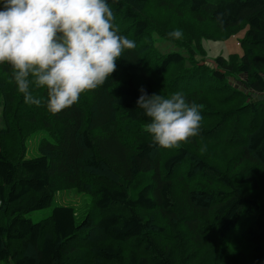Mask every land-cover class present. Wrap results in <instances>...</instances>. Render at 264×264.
<instances>
[{"label": "trees", "instance_id": "16d2710c", "mask_svg": "<svg viewBox=\"0 0 264 264\" xmlns=\"http://www.w3.org/2000/svg\"><path fill=\"white\" fill-rule=\"evenodd\" d=\"M162 1L218 33L174 40L170 22L150 24L154 0H106L118 34L132 33L136 47L122 53L104 85L60 113L48 111L47 89L34 83L29 90L42 103L26 104L11 66L0 64V263L122 264L114 245L131 243L138 255L129 264H199L192 245L227 250L239 235L250 246L247 254L238 250L242 261L264 264V101L241 100L264 95V0ZM244 25L241 57H219L215 67L197 60L204 39L226 40ZM155 36L186 54L161 53ZM241 76L245 91L230 82ZM141 87L149 95L181 92L200 106L206 125L217 122L226 135L213 129L160 148L145 131L148 118L137 115ZM34 134L41 136L39 155L27 158ZM58 183L94 197L99 216L78 222L72 207L58 206L34 221V213L51 207ZM245 184L262 195L248 194ZM151 212L157 221L143 216Z\"/></svg>", "mask_w": 264, "mask_h": 264}, {"label": "clouds", "instance_id": "9594fccd", "mask_svg": "<svg viewBox=\"0 0 264 264\" xmlns=\"http://www.w3.org/2000/svg\"><path fill=\"white\" fill-rule=\"evenodd\" d=\"M106 0H2L0 64L12 68V79L26 104L42 101L30 83L47 89V109L57 114L78 102L82 93L105 84L116 61L134 41L119 35ZM168 36L179 40L180 29ZM32 77V81L29 77ZM137 115L147 117L154 144L171 149L199 134L201 114L181 92L149 95L140 88Z\"/></svg>", "mask_w": 264, "mask_h": 264}, {"label": "rangeland", "instance_id": "374dc122", "mask_svg": "<svg viewBox=\"0 0 264 264\" xmlns=\"http://www.w3.org/2000/svg\"><path fill=\"white\" fill-rule=\"evenodd\" d=\"M2 2V0H0ZM155 4V10H154V16H150V18L153 20L151 25L155 26L157 24H168L167 22H170V27L172 30L180 29L183 32L182 39L189 40L193 37H203L207 35H214L215 33H218L214 29V27L211 26V24L208 21H205L203 25H197V23L194 22V20L188 16L187 14H182L177 12L173 8L167 7V4H164L162 0H154ZM164 4V5H162ZM179 9V8H178ZM180 10V9H179ZM174 19V21H173ZM181 19V20H179ZM151 30H153V27H151ZM248 27L247 25L240 26L237 33L233 36H230L226 40H222V38H225L226 35H221L218 40H206L204 39L201 43L202 49L205 52L202 54L197 53L196 56L197 60L201 61L203 64H206L209 67H215V59L219 57L228 58L230 56H242L244 52V47L242 44L243 39L246 37ZM192 32V33H191ZM193 36V37H192ZM127 37V36H126ZM129 40H132L130 38H133L132 33H129L128 37ZM155 40V46L161 53H170V52H181L183 54H186V52L182 49H180L175 43L166 41L162 38H159L158 36L154 37ZM127 50V49H126ZM264 52V49L261 50ZM261 51H258L259 53H262ZM240 78V79H239ZM238 78V81L245 79V76H241ZM232 79V78H231ZM233 85L236 87H240L242 91L247 90L245 85H242L243 83L237 82L234 80L230 81ZM159 90V89H158ZM164 94L165 96H170L171 94L164 93L163 91H156V94ZM184 95V94H183ZM241 100L245 103V105H250L252 103H258L260 101H264V95H254L253 98H241ZM241 100L235 105V108H237L241 104ZM243 122L247 120V125L249 124L248 116H242ZM238 120L241 124V127L245 130V133H247V129L245 128L244 124L240 121V117H238ZM235 121L233 119H228L226 121V127L231 128L232 125H234ZM217 122L212 123L211 125H206L204 123V119H201L200 122V132H213V129L216 133L220 134V138H224L227 132H223L221 130H218ZM246 125V126H247ZM5 125L1 116L0 111V129H4ZM222 128V126H221ZM228 134H231V131L228 132ZM199 135V134H198ZM197 135V136H198ZM41 141V136L38 134H34L31 139H29L26 143V152L25 157L27 158H34L39 155V144ZM181 145H184V143H180ZM199 145V144H198ZM212 148L209 147L208 150H211ZM214 150H220V145H214ZM233 149L232 143L229 144V150ZM192 151L195 153V150L192 149ZM202 155V153L200 154ZM199 155V156H200ZM261 177H257L256 181L261 182ZM248 194L255 195L260 197L262 195V191H254L250 189L249 184H245ZM55 199L51 205L46 210H42L39 212H36L33 214L32 218L34 221H38L42 218L47 217L50 215L55 207L58 206H64V207H72L77 212V220L78 222L81 221L87 214H92L95 217H98L99 214L96 212L94 207L95 199L94 197L90 196V194L81 193L74 189H69L67 186H65L62 183H58L56 187L55 192ZM179 196V195H178ZM143 216L146 218L157 221L158 216H155V212L151 213H143ZM89 233L92 231H88ZM84 233V232H83ZM92 235L94 238H100L98 235V232L94 231L92 232ZM232 245L231 248H228L227 250H221L220 248H217L215 251H213L210 248H200L198 244L192 245L196 250L198 251V254H200L198 257H201V262L199 264H245L246 261H242L241 255L239 254L238 250L244 251L246 254L250 252L249 250V244L245 243L244 240L239 235H235L232 238ZM102 244V243H101ZM118 251L123 252V258H121L122 264H129L128 258L129 256H132L135 254V250H133V245L131 243L126 244H115L114 245ZM85 252V251H83ZM135 255H138V252H136ZM85 259H87L86 256H84ZM89 261V260H87ZM86 262L85 260L83 263ZM2 264V263H0ZM6 264V263H5Z\"/></svg>", "mask_w": 264, "mask_h": 264}]
</instances>
